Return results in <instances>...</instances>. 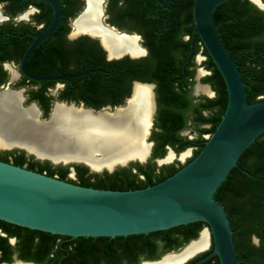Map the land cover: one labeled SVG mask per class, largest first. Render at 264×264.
<instances>
[{"label":"flooded vegetation","instance_id":"1","mask_svg":"<svg viewBox=\"0 0 264 264\" xmlns=\"http://www.w3.org/2000/svg\"><path fill=\"white\" fill-rule=\"evenodd\" d=\"M58 1L61 6L59 26L35 48L26 66L34 74L69 75L80 71L89 74L76 77L71 82L59 79L42 82L26 78L21 73L22 57L34 36L51 22L53 8L33 0H0V87L9 85L21 89L24 103H35L41 116L44 107L40 103L50 107V114L55 102L83 106L94 111L108 106L110 111H121L129 105L136 85L147 87L153 104L148 136V141L152 143L150 155L144 162L133 161L114 171L130 168L134 173L138 168L135 164L142 169L148 168L153 150L162 148L164 135L178 137L174 141H178L175 146H179L182 140L198 138L199 129L210 127V123H199L198 119L211 118L214 112L220 111V107L213 102L218 90L213 68L204 52L205 47L199 36L192 33L193 0H97L98 25L81 31L77 30L75 23L87 11L89 0ZM257 1L245 0L244 3L254 7L250 17L264 19V0ZM90 30L134 38L137 53L134 55L125 47L110 52L103 43V33ZM262 30L249 38L247 43L264 44ZM259 53V57L255 53L251 58L246 57L244 62L261 73L262 79L256 87L260 101L264 100V54ZM257 81L253 80L252 83ZM199 87H206L207 91ZM205 135H202L204 139ZM260 139L264 141V133ZM263 146H257L244 157L241 166L244 172L247 171L246 167L253 164L264 165ZM163 147L165 154L153 159L157 167L165 165H158L157 159L164 158L169 149L176 154L180 152L170 144ZM187 148L194 150L195 147ZM242 215L245 212L239 213L240 217ZM194 229L190 227L188 232L186 228L179 229L175 234L176 239L160 241L155 254L143 252L136 256L140 259L137 264L143 260H156L167 252L183 247ZM263 233L264 209L258 208L252 220L244 218L232 233L233 242L239 244V249L235 248L239 262L264 264ZM177 244L181 245L173 248ZM91 246L90 240L48 236L0 222V264H129L136 259L122 255L115 259L117 255L104 254L98 244ZM156 254L157 258H147Z\"/></svg>","mask_w":264,"mask_h":264},{"label":"water","instance_id":"2","mask_svg":"<svg viewBox=\"0 0 264 264\" xmlns=\"http://www.w3.org/2000/svg\"><path fill=\"white\" fill-rule=\"evenodd\" d=\"M33 1L51 5L53 17L49 25L34 36L26 49L21 60V73L28 79L42 82L58 79L71 82L76 77L89 74L80 71L69 75L57 73L45 75L34 74L28 70L27 60L35 48L57 29L61 18V6L58 0ZM225 1L227 0H193L192 5L194 23L192 33L199 36L222 76L227 92L225 110L214 131L207 136L202 149L194 158L153 185L125 190L84 186L0 160V220L71 239L127 237L200 221L206 226L199 231L196 238L190 239L176 251L167 252L156 260H143L139 264L157 263L170 254L180 253L196 241L204 229L209 233L211 250L209 246L181 264H201L214 256L218 258L219 264H239L230 220L224 206L214 199V193L225 181L229 172L238 166L237 162L242 153L264 133V100L247 103L241 72L235 64V59L230 56L229 50L222 43L219 31L213 23L214 9ZM5 90L17 93L20 108L34 107L37 120L40 122H47L50 119L56 104L89 111L93 115L104 112L115 113L110 111L109 106L94 111L83 106L55 102L48 118L41 120L40 110L35 103L24 105L25 98L21 89H14L9 85L0 87V93ZM151 124L152 114L144 135V142L148 145L144 158L129 157L100 169H93L81 160L50 159L14 144L0 150H23L26 155H31L40 161L47 160L53 165L81 163L93 173L112 172L115 168L133 161H146L152 146L148 141ZM169 151L176 156L172 149ZM185 151H190V148L180 152L179 156ZM165 157L157 159V164L170 162L164 161ZM69 170L74 174L72 166ZM201 253L204 255L190 262Z\"/></svg>","mask_w":264,"mask_h":264},{"label":"trees","instance_id":"3","mask_svg":"<svg viewBox=\"0 0 264 264\" xmlns=\"http://www.w3.org/2000/svg\"><path fill=\"white\" fill-rule=\"evenodd\" d=\"M245 0H227L219 4L212 13V19L215 27L219 31L221 41L224 44L225 48L229 50L230 56L235 60L237 68L241 72L242 80L245 84V92L247 103H253L259 101L257 99V90L259 82L261 81V73L258 70L244 62L246 57L251 58L257 53V57L260 56L259 51L264 54V44L247 43L249 38L255 37L260 34L264 29V19H255L250 17V12L254 8L250 4L245 5ZM246 41H243V39ZM200 40V39H199ZM256 47H255V46ZM255 47V48H254ZM255 50H254V49ZM205 54L209 58V62L214 71V77L216 82V87L218 90V96L213 99L214 104L220 107V111L214 112L211 118H199L198 122L210 123L209 128H201L198 130L199 137L195 140L185 139L182 140L179 146H175L174 141L178 139L173 135H164V141L162 144H170L175 148L176 151H182L189 146H194L193 153L190 158L187 159L189 162L194 158L198 152L202 149L206 139L202 137L204 134H211L216 125L218 124L221 115L223 114L226 103H227V92L223 78L218 71L217 67L213 63L212 59L208 55L206 49ZM240 54V56H239ZM253 57V59L257 58ZM245 70L242 73V70ZM260 79V80H259ZM253 80H258L255 83H252ZM44 107L42 118H48L49 116V106L45 103H40ZM263 134V133H262ZM259 135L255 141L249 145V147L242 153L238 159V166L233 168L225 181L219 186L217 191L214 193V199L217 200L224 206V209L227 213V216L230 220V225L232 231H235L239 228L243 219L252 220L254 212L258 208L264 209V165L263 164H253L249 167H246L247 171L244 172L241 169V166L244 163V157L253 152L257 146H263L264 141L260 139ZM158 148L153 150L152 156L149 160V167L142 169V167L135 164L138 168L136 172H131V169H120L112 173L103 172V173H93L90 172L88 167L83 164H70V165H53L47 160L40 161L35 159L33 156H25L23 150H4L0 152V160L6 162H12L15 165L24 166L28 169L45 173L49 176H56L59 179L70 181L84 186H90L94 188H104V189H138L143 188L148 185H153L169 175L173 174L184 164L176 166L174 163L165 164L160 167H157L153 159L156 157H162L165 154V149ZM264 147V146H263ZM72 166L76 172V180L68 178L69 168ZM133 166V165H132ZM158 170V171H157ZM242 217L239 216V213ZM232 215H235V218H232ZM0 222H3L0 220ZM5 223V222H4ZM9 224V223H8ZM206 224L204 222H193L185 225H180L173 227L167 230H161L156 232H151L148 234L140 235H131L127 237H77L81 240H90L91 247L95 244H98L104 254L115 256V259L119 256H131L135 257L140 255L143 252H148L155 254L157 247L159 246L160 241H172L176 239L175 234L181 228H186L187 232L190 230V227H195L193 233L187 237V239L196 238L200 229H202ZM25 228V227H22ZM26 230H31L26 228ZM185 230V231H186ZM36 233L45 234L48 236H57L47 232L31 230ZM235 248L239 249L238 242L234 241ZM177 244L173 248H177ZM212 247V246H211ZM211 250V248H210ZM204 255V254H203ZM240 256V255H239ZM158 254L153 255V257L147 258H157ZM140 259H135L129 264H137ZM219 264L218 258L216 256L208 259L203 262V264ZM242 264L239 262V264Z\"/></svg>","mask_w":264,"mask_h":264},{"label":"bare ground","instance_id":"4","mask_svg":"<svg viewBox=\"0 0 264 264\" xmlns=\"http://www.w3.org/2000/svg\"><path fill=\"white\" fill-rule=\"evenodd\" d=\"M75 24L79 31L98 25L97 0H89L87 11ZM98 30L90 31L103 33V43L110 52L125 47L132 54L137 53L134 38ZM199 89L207 91L206 87ZM19 102L17 93L7 90L0 93V148L14 144L54 160H81L93 169L109 167L129 157L142 159L147 153L148 145L144 142V135L153 108L147 87L136 85L129 105L114 114L104 112L93 115L89 111L56 104L47 122L37 120L34 107L22 109ZM188 153L185 151L180 157ZM173 157L174 154L169 151L164 161H171ZM209 246L210 236L204 229L198 239L180 253L170 254L152 264H181Z\"/></svg>","mask_w":264,"mask_h":264},{"label":"rangeland","instance_id":"5","mask_svg":"<svg viewBox=\"0 0 264 264\" xmlns=\"http://www.w3.org/2000/svg\"><path fill=\"white\" fill-rule=\"evenodd\" d=\"M27 104H29V103H24V105H27ZM39 118H41V120H45V119H47V118H42V116H41V114H39ZM207 134L205 135V139L207 138ZM190 137H192V135H190ZM1 151H4V150H0V152ZM193 151V148H190V151H189V153L185 156V157H183V158H181L180 156H179V153L180 152H182V151H180L179 153H177L176 154V156L175 157H173L172 158V160L170 161V162H168V163H165V164H171V163H174L176 166H178V165H180V164H184L186 161H187V159L188 158H190L191 156V152ZM68 178H70V179H72V180H76V176H75V174H72L70 171L68 172ZM205 227V226H204Z\"/></svg>","mask_w":264,"mask_h":264}]
</instances>
